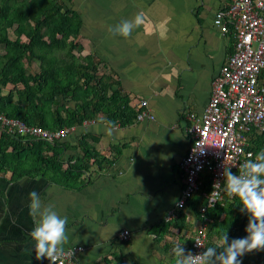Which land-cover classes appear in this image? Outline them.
Segmentation results:
<instances>
[{"label":"crops","instance_id":"0c3cea01","mask_svg":"<svg viewBox=\"0 0 264 264\" xmlns=\"http://www.w3.org/2000/svg\"><path fill=\"white\" fill-rule=\"evenodd\" d=\"M63 4L79 24V33L69 39L76 47L71 52L75 61L85 66L82 60L87 59L97 75L110 77L135 112L145 102L143 111L152 120L135 118L132 125H115L111 136L106 135L103 115L71 127L56 148L62 168L79 158L77 144L84 135L98 155L113 159L103 167L91 164L77 188L62 187L45 176L23 174L14 179L9 173L0 174V264L43 260L36 259L29 235L37 223L29 214L33 190L44 206L68 217L69 243L64 250L81 248L79 264H116V260L175 264L171 250L177 243L191 241V251L197 229L205 225L207 233L208 219L205 213L200 222V209H184L186 228L181 231L172 228L178 211L171 220L166 218L183 188L179 165L189 144L187 116L202 117L212 83L232 50L230 36L213 25L215 14L229 0H64ZM138 13L145 23L128 38L112 35V27ZM65 53L54 55L59 59ZM22 63L30 73L39 71V61ZM262 133L250 132L246 150L249 139ZM163 224L170 226L159 239L154 230ZM124 231L128 237L122 241Z\"/></svg>","mask_w":264,"mask_h":264},{"label":"trees","instance_id":"16d2710c","mask_svg":"<svg viewBox=\"0 0 264 264\" xmlns=\"http://www.w3.org/2000/svg\"><path fill=\"white\" fill-rule=\"evenodd\" d=\"M63 1L0 0V113L48 131L80 127L97 115L120 127L132 125L136 112L116 83L108 76L97 75L96 66L87 59L82 60L84 66L71 55L76 47L69 39L79 33V24L74 13L63 10ZM14 26L15 39L11 40L8 31ZM56 51L66 52L64 58L58 59ZM24 59L39 61V71L28 72ZM86 137L82 136L77 144L79 158L62 168L63 161L58 159L61 154L56 149L60 143L30 141L0 130V174L9 173L14 179L23 174L45 176L62 187L77 188V181L91 164L103 167L113 162L98 155ZM249 144L247 150L256 156L264 150V133L250 138ZM203 204V199L196 197L187 207L196 212ZM186 215L184 210L178 211L172 228L184 230ZM206 218L205 248L215 246L226 230L229 240L246 236L249 217L241 211L236 197L229 199L226 195L221 203L208 209ZM168 226L155 229L156 237L161 239ZM182 245L189 251L191 241ZM240 260L241 264H264V251L247 253ZM116 264L122 263L116 260Z\"/></svg>","mask_w":264,"mask_h":264},{"label":"built area","instance_id":"2783aa9c","mask_svg":"<svg viewBox=\"0 0 264 264\" xmlns=\"http://www.w3.org/2000/svg\"><path fill=\"white\" fill-rule=\"evenodd\" d=\"M213 25L233 41L231 53L226 57L219 75L213 81L208 104L202 117L190 114L187 119L189 144L179 168L183 188L174 209L166 220L174 217V211H183L188 203L201 197L204 204L199 208L200 222L208 209L221 203L223 192V170L231 167L239 174L240 166L249 158L248 135L254 129L264 132V0H229L226 8L218 11ZM146 103L141 101L136 110L137 121L151 116L143 111ZM86 122H84L85 124ZM0 130L12 137L54 144L64 139L70 128L54 131L38 126H27L17 119H8L0 113ZM251 153V157L249 154ZM221 184V197H213L214 182ZM208 183V184H207ZM207 185V191H205ZM193 237V254L205 247L206 230L202 225ZM128 232L120 235L125 241ZM81 248L65 249L62 264H79L77 254ZM39 264H49L43 259ZM60 264V262H58Z\"/></svg>","mask_w":264,"mask_h":264},{"label":"clouds","instance_id":"9594fccd","mask_svg":"<svg viewBox=\"0 0 264 264\" xmlns=\"http://www.w3.org/2000/svg\"><path fill=\"white\" fill-rule=\"evenodd\" d=\"M145 23V17L138 13L131 20H124L110 29L112 35L128 38L134 29ZM106 135L111 136L115 124L105 122ZM251 157V153L249 154ZM223 192L228 197L240 201L241 211L249 217L246 236L229 240L227 230L223 232L215 246L205 248L200 242L197 247L205 248L201 253L193 254L177 243L172 248L175 264H241L240 258L253 251H264V150L258 152L255 159L249 158L234 174L231 167L224 168ZM213 197H221V184L214 182ZM29 214L37 218L29 233L34 243L37 260L46 259L49 264H62L64 246L69 243L67 232L68 217L60 216L52 206H44L39 194L33 190L29 193Z\"/></svg>","mask_w":264,"mask_h":264},{"label":"rangeland","instance_id":"374dc122","mask_svg":"<svg viewBox=\"0 0 264 264\" xmlns=\"http://www.w3.org/2000/svg\"><path fill=\"white\" fill-rule=\"evenodd\" d=\"M13 29H14V28H13ZM13 29H10V30H9V35H10V39H11V40H14V39H15V35H14V32H13V31H14ZM0 53L3 54V52H0ZM37 67H38V65H37V66H34L33 70H37ZM84 125H86V123H85V124L83 123L82 126H84ZM69 134H70V131H69V133L67 134V136H68ZM67 136H66V137H67ZM66 137H65V138H66ZM65 138H64V139H65ZM64 139L58 141V143L63 142ZM60 145H61V144H60Z\"/></svg>","mask_w":264,"mask_h":264}]
</instances>
